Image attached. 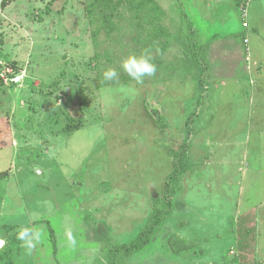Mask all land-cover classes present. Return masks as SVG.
<instances>
[{
    "label": "rangeland",
    "instance_id": "374dc122",
    "mask_svg": "<svg viewBox=\"0 0 264 264\" xmlns=\"http://www.w3.org/2000/svg\"><path fill=\"white\" fill-rule=\"evenodd\" d=\"M5 1L0 71L18 80L0 82V264H108L109 246L135 239L179 162L172 212L121 264H264V137L253 127L231 142L233 80L210 79L208 48L201 76L179 32L181 1ZM189 16L200 43L230 31ZM145 50L157 71L137 83L121 64ZM109 67L119 83L103 81ZM66 113L81 128L65 132Z\"/></svg>",
    "mask_w": 264,
    "mask_h": 264
},
{
    "label": "crops",
    "instance_id": "0c3cea01",
    "mask_svg": "<svg viewBox=\"0 0 264 264\" xmlns=\"http://www.w3.org/2000/svg\"><path fill=\"white\" fill-rule=\"evenodd\" d=\"M180 1L182 5L181 8H183L185 14L188 16L194 14L195 20H200L204 23H222V26H219L221 30H225L226 27L228 29L230 28V31L225 32L223 35H216L211 42H207V60L209 62L208 67L210 68L208 70V75L211 80L217 82L223 78H230L233 80L235 86L234 89L231 90L235 101L232 108L233 113L229 115L230 117L232 116V120L234 121L233 124L229 122L228 133H231V126L238 127V129L236 130L237 135L234 139H231V142H236V144L239 141L245 143L248 135L247 131L253 127L257 129L255 132L257 133L256 136L264 137V0H248L247 27L242 26V20L240 24L241 27L238 26L235 28L229 27L228 23L231 20L228 23L227 21L229 18L236 17L237 14H239L240 0ZM249 35L256 36L255 44L249 45ZM236 37H238L241 42H239ZM244 37L248 39V46L251 51V60L253 63L252 69L248 71H245L242 65L241 52L242 49L244 50L242 42ZM201 43L205 44L206 42ZM235 57L238 58L236 65H234V63L231 64V62H234L233 58ZM219 60L227 63L223 65V70L220 68L221 66L217 67L214 64L219 62ZM219 86L223 87V82L214 85V88L217 90ZM223 94L224 92L219 90V92L216 93L217 97L214 99H220ZM212 103L213 102H210L212 105L211 110L215 112L217 108L219 109L224 105L223 102ZM200 104L201 106H206L204 102ZM241 127H243L244 132L242 136L240 135ZM232 143L230 146H232L233 149L235 145H232ZM233 155L231 157H233Z\"/></svg>",
    "mask_w": 264,
    "mask_h": 264
},
{
    "label": "trees",
    "instance_id": "16d2710c",
    "mask_svg": "<svg viewBox=\"0 0 264 264\" xmlns=\"http://www.w3.org/2000/svg\"><path fill=\"white\" fill-rule=\"evenodd\" d=\"M242 1L244 0H240V3ZM7 4V1L2 0L1 7L5 8ZM94 4H100L105 8H110L116 5L114 0H91L90 6H93ZM138 4H140V6H147L150 4L155 7L153 0H139ZM181 18L179 32L183 35L182 42L185 46V51L191 56L192 61L195 66L200 69L199 72L201 73V76H203L205 71L204 61L208 44L200 43L197 37L198 32L185 13L184 15H181ZM11 83H13V81ZM66 117L67 123L63 128L65 132H72L81 128L83 122L81 117H74L69 113H66ZM182 156H185L184 153ZM184 167L185 162H179L174 171L167 177L163 198L155 200L146 224L138 232L135 239L127 243H118L109 246L108 251L106 252L108 264H121L150 243L154 233L163 220L172 212L171 197L175 192V184H177Z\"/></svg>",
    "mask_w": 264,
    "mask_h": 264
},
{
    "label": "clouds",
    "instance_id": "9594fccd",
    "mask_svg": "<svg viewBox=\"0 0 264 264\" xmlns=\"http://www.w3.org/2000/svg\"><path fill=\"white\" fill-rule=\"evenodd\" d=\"M121 67L123 69V72L126 73L131 79L135 80L137 83H143L146 77L155 75L157 71V65L153 62L151 52L148 50H145L140 54H129L122 61ZM102 75L104 82L119 83L120 81V73L115 68L109 67L105 69ZM123 90V88L120 89V91ZM28 234V231L24 230L19 234L18 238L24 241L26 246L30 249L34 245L32 240L25 239ZM33 239L38 240L39 235L36 234ZM70 243L75 244V240L70 239Z\"/></svg>",
    "mask_w": 264,
    "mask_h": 264
},
{
    "label": "built area",
    "instance_id": "2783aa9c",
    "mask_svg": "<svg viewBox=\"0 0 264 264\" xmlns=\"http://www.w3.org/2000/svg\"><path fill=\"white\" fill-rule=\"evenodd\" d=\"M239 10H240V16L242 18V26L243 27H247V21H246V18H247V6H248V0H244L240 3L239 5ZM243 45H244V51H243V54H244V57H245V61H247V65H246V68L247 70H249V68L252 67V60H251V51H250V48L248 46V39L247 37H244L243 40ZM14 73L12 71V69L8 66H3L2 67V70L0 71V82L4 85H8L10 84L13 79H14Z\"/></svg>",
    "mask_w": 264,
    "mask_h": 264
},
{
    "label": "water",
    "instance_id": "95a60500",
    "mask_svg": "<svg viewBox=\"0 0 264 264\" xmlns=\"http://www.w3.org/2000/svg\"><path fill=\"white\" fill-rule=\"evenodd\" d=\"M17 78H18V77L14 78L13 81H17V80H18Z\"/></svg>",
    "mask_w": 264,
    "mask_h": 264
}]
</instances>
